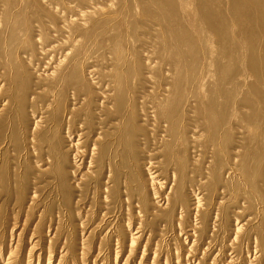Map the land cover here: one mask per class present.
<instances>
[{
	"label": "bare ground",
	"instance_id": "1",
	"mask_svg": "<svg viewBox=\"0 0 264 264\" xmlns=\"http://www.w3.org/2000/svg\"><path fill=\"white\" fill-rule=\"evenodd\" d=\"M0 197L25 219L4 264L43 239L38 264L62 241L57 264H87L98 240L105 264L145 235L141 264L152 246L153 264L183 247L185 264H264V0H0ZM214 219L245 223L217 245Z\"/></svg>",
	"mask_w": 264,
	"mask_h": 264
},
{
	"label": "rangeland",
	"instance_id": "2",
	"mask_svg": "<svg viewBox=\"0 0 264 264\" xmlns=\"http://www.w3.org/2000/svg\"><path fill=\"white\" fill-rule=\"evenodd\" d=\"M68 101V100H67ZM40 115L38 116V117H36V121H38L39 119H40ZM66 134V133H65ZM79 134H75V135H70V139L72 140V142L73 143H75V142H77V140H78V136ZM69 136V135H68ZM67 144H69V142L67 143ZM146 163H148V162H146ZM78 164H80V162H78ZM24 166L22 165V167H20V169H21V171H23L24 170V168H23ZM19 169V170H20ZM23 169V170H22ZM73 181H76V180H73ZM43 194L44 193H42V194H39L38 195V197H40V200H44V203L46 204V205H49L50 203H51V200H52V198H50L49 196L47 197V199H44V196H43ZM75 194V193H74ZM79 193H76V198H77V200H78V197L77 196H79L78 195ZM41 195V196H40ZM1 198V197H0ZM45 198H46V196H45ZM49 198H50V200H49ZM4 199H5V197H3V199H1L0 200V206L1 205H3L4 204V206H5V208H3L4 209V211H3V216H2V220H1V223H0V226H1V228H0V232H1V230L4 232L5 230H7L8 231V233H7V235L5 234L4 235V238H0V249H2V264H4V263H6L7 261H8V258H9V251H10V248H12L11 246H13V247H15V245H16V243H17V238H18V235L20 234V232H21V230H22V228H23V223H24V214L23 215H18V216H16V218L15 217H12V216H9L11 213H13L14 215L16 214V212L18 211L17 209H15L16 207H14V203H3V201H4ZM37 199H39V198H37ZM46 200V201H45ZM48 201V202H47ZM50 201V202H49ZM89 201V202H88ZM90 199L89 198H86L85 199V201H83V204L82 205H78V209H80V208H84L85 210L86 209H88L89 208V204H90ZM53 202V201H52ZM7 205L9 206V207H7ZM10 205H11V207H10ZM86 206V207H85ZM14 209H13V208ZM11 208V209H10ZM235 208H237V207H234V209L233 208H231L230 209V212L233 210V212L236 210ZM118 209V210H117ZM5 213V214H4ZM78 214V216L76 217V219H75V223H78V221H80L81 220V222H84L85 221V218H83V216L85 215V213H83V212H81V213H77ZM121 214V215H120ZM231 214V213H230ZM233 214V213H232ZM119 215H120V217H119ZM124 215V216H123ZM112 216V217H111ZM117 216V217H116ZM215 215H213V217H214ZM108 217H110V218H108ZM107 218L112 222V221H119V220H122L121 218H128V216H125V214H124V212L122 211V210H120V208L119 207H116V210H115V212L113 213V214H110L109 216H108ZM35 219V218H34ZM119 219V220H118ZM217 220H219V221H217ZM217 221V222H216ZM216 221H215V219L210 223V224H212L211 225V228L214 226V224H215V226H218L219 225V227H216L215 228V230H216V232L217 233H219L218 235H216V242H217V245L219 244V241L220 240H223L224 238V240L222 241V243H224L227 239H228V237H229V233H225V228L224 227H226V228H228L229 230H231V229H236V228H240L245 222H243L242 220H240V219H237V220H234L233 219V221H231V223L229 222V226H225L223 223H222V221L220 220V219H216ZM237 221L238 222H240V223H238L237 224ZM31 222V221H30ZM216 222V223H215ZM219 222V223H218ZM236 222V223H235ZM34 223V224H33ZM36 223H38V221H35V222H31V223H29L30 224V226L28 225V230H27V233H24V237H26L25 238V241L23 242L24 243V245L22 244V249H21V253H20V256H25V257H27V256H29L28 254H29V251H30V249H31V246L38 240H36V238H34L33 239V241L31 240V241H29L28 239H31V236H32V232H31V230H33L34 229V227L36 226L35 224ZM94 223V222H93ZM96 223H99V221H97ZM125 223L126 222H123V225H125ZM256 224H257V222H255ZM92 224V223H91ZM90 224V225H91ZM220 224H221V226H220ZM236 224V225H235ZM15 225V226H14ZM90 225H86L87 227H86V230L84 231V233L85 232H87L89 229L88 228H90ZM117 226V225H116ZM138 227V225L137 224H135V226L134 227H132V229L130 230L131 231V233H132V235H137L136 233H137V228ZM253 227H255V226H253ZM15 228V229H14ZM53 228H56V226H54ZM52 228V230L51 229H46L47 231H45L44 232V238H47V236H53L55 233H54V229ZM111 228V229H110ZM125 228H127L128 229V227H122V229L124 230ZM218 228H219V230H218ZM110 231H109V230ZM126 229V230H127ZM112 230V231H111ZM13 231V232H12ZM49 231V232H48ZM108 231V232H107ZM219 231V232H218ZM232 231V230H231ZM2 232V233H3ZM12 232V233H11ZM90 232V230L86 233V235H85V237L86 236H88V233ZM173 232H176V229H175V231H172V232H170V233H168V235H165L164 237H165V239H164V237H163V241L165 242L167 239H169L170 237L172 238V233ZM83 233V232H82ZM114 233V231H113V229H112V227H107V226H104V232L102 233V235H101V238H103V240H104V245L106 244H108V242H109V240H110V238H109V236H111L112 234ZM158 234H159V232H157ZM216 233V234H217ZM222 233V234H221ZM224 233V234H223ZM12 234V235H11ZM69 234V232H67V233H65L64 234V236L66 237L67 235ZM106 234V235H105ZM108 234V235H107ZM148 234V233H147ZM225 234H228L227 236L225 235ZM253 234H255V232L253 233ZM252 234V235H253ZM1 235V234H0ZM14 235V236H13ZM131 235V234H130ZM224 235V236H223ZM251 235V234H250ZM11 236V237H10ZM43 236V235H42ZM77 236H78V238H80V234L78 233L77 234ZM183 236V238H185V236L184 235H182ZM223 238H221V237ZM15 237V238H14ZM107 237V238H106ZM147 236L145 235V241H146V238ZM169 237V238H168ZM13 238V239H12ZM251 238V242H249L250 243V245L248 244V248H244V250L243 251H246V257H247V255H248V259H250V260H253V258L255 257V251H254V249H253V244H254V235L253 236H251L250 237ZM105 239H107L106 241H105ZM159 238H157V240H158ZM203 239H208V241H209V238H208V235H206ZM15 241L14 242V244H13V241ZM247 240V239H246ZM245 240V241H246ZM11 241V242H10ZM145 241H141L140 243H137V244H135L134 246H131V247H135L134 249H132V250H134V251H132V250H130L131 248H129L128 246H130V244L128 243H125L124 244V246H123V249H122V251H120L119 252V250L120 249H118V251H116V253L115 252H110V251H112V249L110 250L109 249V247L107 248V246L106 247H104L105 249H103V252H102V254L104 255V256H107V257H109V255H111V254H113V258H109L107 261H106V263L105 264H125L126 262H128V263H126V264H141L140 263V260H141V257H142V252H143V250H144V245H145ZM207 241V242H208ZM98 243H96L94 246H92V248L93 249H91V251H90V254H88L87 256H85L84 257V260H87L88 261V263L87 264H90V263H92L93 262V260L95 259V257L98 255V253H99V249L100 248H98V246H99V244H100V240H98L97 241ZM107 242V243H106ZM126 242H128V240L126 241ZM247 242V241H246ZM63 241L61 242V244H56L55 245V252L52 254V257H51V263L52 264H57V263H59V260H60V254H61V252L63 251V249H62V247H63ZM78 243H79V241H78ZM115 243V242H114ZM173 243V242H172ZM26 244V245H25ZM41 244V245H40ZM40 244L38 245V247L39 248H36V249H34L35 251V256L32 258L34 261H33V264H38V255L40 254V253H42L41 255H42V257L41 258H44V260H45V258H46V253H45V248H47L46 247V244H47V242H46V240L45 239H43V241L42 242H40ZM174 244V243H173ZM128 245V246H127ZM137 245H138V247H137ZM97 246V247H96ZM191 245H189V247H190ZM45 247V248H44ZM175 247V246H174ZM202 247H204V249L206 248V245L205 244H202ZM42 248V249H41ZM49 248V247H48ZM141 248V249H140ZM25 249H27V250H25ZM78 249V248H77ZM97 249H98V251H97ZM109 249V250H108ZM183 249H184V247H183ZM183 249H181V251L179 252V253H177V255H173V256H171V258L173 259V258H175L176 260L175 261H173L174 263L173 264H182V262H183V264H185L186 262H185V260H183L182 262H180V260H177V258H180L181 257V255L183 254L184 255V253H187V252H184V250ZM57 250V251H56ZM155 247L154 246H152L151 247V250L148 252V255H146L147 256V258L142 262V264H153V255L155 254ZM43 251V252H42ZM129 251H130V254L132 255V252H133V257L131 256V255H129ZM163 251V250H162ZM254 251V252H253ZM26 252V253H25ZM64 252V251H63ZM107 252V253H106ZM118 252V253H117ZM231 250L227 253V257L228 258H230V259H232V258H234L235 259V254L233 253V252H231ZM79 253H81V252H79ZM233 253V254H232ZM38 254V255H37ZM55 254V255H54ZM97 254V255H96ZM100 254V253H99ZM150 254V255H149ZM153 254V255H152ZM223 254V253H222ZM221 254V255H222ZM229 254V255H228ZM253 254V255H252ZM115 255V256H114ZM216 256V257H214V256ZM213 255H210L211 256V258L212 259H210L211 261L213 260V258H214V260H218L219 258H221V255L218 253V247H217V250H214V252H213ZM234 255V256H233ZM250 255V256H249ZM131 256V257H130ZM149 256V257H148ZM210 256H209V258H210ZM230 256V257H229ZM130 257V259H128ZM251 257V258H250ZM29 258V257H28ZM117 258V259H116ZM160 260H162L163 262H164V256L163 255H160V257H158ZM217 258V259H216ZM80 259V258H79ZM114 259V260H113ZM116 259V260H115ZM29 260V259H28ZM83 260V261H84ZM92 262H91V261ZM110 260V261H109ZM198 260V259H197ZM236 260V259H235ZM26 261H27V259H26ZM113 261V262H112ZM176 261H177V263H176ZM194 261V262H193ZM192 262H190V264H198V261L196 262V260H193ZM0 262H1V259H0ZM80 262L81 261H79V264H80ZM108 262V263H107ZM116 262V263H115ZM131 262V263H130ZM148 262V263H147ZM185 262V263H184ZM238 262V261H237ZM239 262H241V261H239ZM41 263H45V262H43V260H42V262ZM209 263H211V262H209ZM46 264V263H45ZM99 264H101V262H99ZM236 264H238V263H236ZM240 264V263H239Z\"/></svg>",
	"mask_w": 264,
	"mask_h": 264
}]
</instances>
